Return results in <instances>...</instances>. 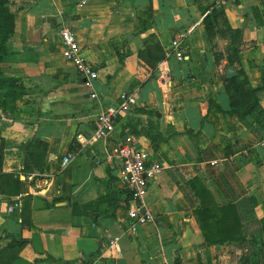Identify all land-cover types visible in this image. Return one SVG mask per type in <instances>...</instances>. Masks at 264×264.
Here are the masks:
<instances>
[{
	"label": "crops",
	"instance_id": "1",
	"mask_svg": "<svg viewBox=\"0 0 264 264\" xmlns=\"http://www.w3.org/2000/svg\"><path fill=\"white\" fill-rule=\"evenodd\" d=\"M215 2L11 0L16 31L0 71L19 77L26 93L3 113L0 171L23 167L30 139L48 143L45 170L23 180L22 208L9 213L14 196L0 194V233L26 242L20 264H67L79 254L96 264H264V0L230 3L208 28ZM63 23L99 72L96 98L63 55ZM178 34L186 36L183 60L171 48ZM156 42L166 58L154 69L139 52ZM229 66L256 89L258 107L244 118L226 89ZM123 92L136 104L113 133L81 144L77 134L90 136ZM128 134L164 166L146 197L155 221L136 234L127 232L135 201L120 181V159L110 157V145ZM229 204L234 235L246 244H207L199 211ZM209 221L212 238L230 235ZM12 239H1L0 250Z\"/></svg>",
	"mask_w": 264,
	"mask_h": 264
},
{
	"label": "built area",
	"instance_id": "2",
	"mask_svg": "<svg viewBox=\"0 0 264 264\" xmlns=\"http://www.w3.org/2000/svg\"><path fill=\"white\" fill-rule=\"evenodd\" d=\"M237 0H216L211 6L208 13L214 7L224 8L230 3ZM59 35L64 46L63 55L75 67L76 71L84 78V84L93 92L91 96L96 98L97 93L94 89V82L99 77V72L94 64L84 54V49L80 44L75 30L68 24L63 23L60 27ZM185 35L178 34L173 39L171 48L176 53L178 59L183 60ZM135 94L123 92L120 94L115 105L108 107L102 111L97 119V125L90 136L83 132L77 134V140L87 145L94 142L98 138H108L115 130L116 122L120 115L128 112L135 104ZM261 144L264 145V134L261 138ZM110 157L120 159L119 178L124 188L131 194L135 205L128 210L129 223L127 232L136 234L141 226L153 224L155 215L146 208V197L149 193V187L152 183L163 174L164 166L157 160L151 158L150 152L136 144V138L132 134H128L117 142L110 145ZM73 155L69 153L62 160V166L66 167L72 160ZM213 164H218V160H214ZM21 178L28 182H33L40 177L37 173H22L21 169L16 171ZM24 193H20L12 198L8 206V212L14 213L23 206ZM118 238L109 241L110 245L117 246ZM67 264H96L93 258L85 257L79 254L77 258L69 261Z\"/></svg>",
	"mask_w": 264,
	"mask_h": 264
},
{
	"label": "trees",
	"instance_id": "3",
	"mask_svg": "<svg viewBox=\"0 0 264 264\" xmlns=\"http://www.w3.org/2000/svg\"><path fill=\"white\" fill-rule=\"evenodd\" d=\"M11 0H0V62L3 61L5 55L8 53L7 43L16 31V15L11 9ZM214 5V4H213ZM211 8V7H210ZM224 8L214 7L210 13L206 14L205 22L209 28L212 20L219 15L223 14ZM210 24V25H209ZM121 66L125 62L127 53H119ZM139 56L143 57L145 61L154 69L157 68L160 61L166 58V53L159 42L153 45L147 44L144 50L139 52ZM226 89L230 93L234 110L238 112L240 117L244 118L245 115L253 112L258 107V98L253 97L251 88H246L247 80L238 81V78L226 79ZM26 93V88L23 81L19 77L4 76L0 71V124L3 121V113L12 111L16 107L17 101ZM252 100L250 101L249 99ZM249 100L251 103H249ZM2 125V124H1ZM3 144V138L0 136ZM28 148L26 153V160L21 168V172L36 173L45 170V157L48 150V143L40 138L34 137L28 141ZM3 146V145H2ZM4 155L3 151L0 152V165L3 164ZM23 179L18 172H2L0 171V194L8 196H16L21 193ZM218 209L211 210L210 208H202L199 211L200 223L204 232L207 244L212 243H232L240 242L246 244L244 235L235 236V224L231 223L232 212L235 207L232 204L226 206H219ZM209 217L214 220L213 225L217 230L222 231L226 226L231 232L228 237L212 238V232H208ZM225 224V225H224ZM13 237L12 242L0 252V264H20V257H17L20 252V247L25 245V241H20L18 236L12 235L9 232L0 233V240L3 238ZM256 243H254L255 245ZM258 247L263 248L264 242H258ZM258 248V249H259ZM257 252V247L254 253ZM264 256V254H263ZM26 264H31L25 262Z\"/></svg>",
	"mask_w": 264,
	"mask_h": 264
},
{
	"label": "water",
	"instance_id": "4",
	"mask_svg": "<svg viewBox=\"0 0 264 264\" xmlns=\"http://www.w3.org/2000/svg\"><path fill=\"white\" fill-rule=\"evenodd\" d=\"M236 74L237 70L234 68V66H229L226 73L227 78H233L234 76H236Z\"/></svg>",
	"mask_w": 264,
	"mask_h": 264
},
{
	"label": "rangeland",
	"instance_id": "5",
	"mask_svg": "<svg viewBox=\"0 0 264 264\" xmlns=\"http://www.w3.org/2000/svg\"><path fill=\"white\" fill-rule=\"evenodd\" d=\"M2 250V249H1ZM1 250H0V252H1Z\"/></svg>",
	"mask_w": 264,
	"mask_h": 264
}]
</instances>
